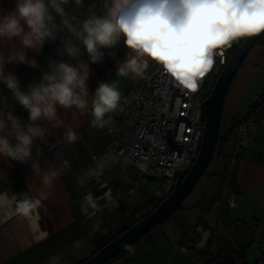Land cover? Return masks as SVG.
Returning <instances> with one entry per match:
<instances>
[{"label": "crops", "instance_id": "crops-1", "mask_svg": "<svg viewBox=\"0 0 264 264\" xmlns=\"http://www.w3.org/2000/svg\"><path fill=\"white\" fill-rule=\"evenodd\" d=\"M155 2L165 3L166 11L174 15L171 0ZM102 3L103 0H83L80 7L70 3L66 12L83 20L88 15V5L94 6L92 10L97 15L102 14ZM14 6L15 0H0V15L12 11ZM174 18L179 17L174 15ZM245 36L229 41L237 46ZM67 38V32H58L39 52L26 49V59H35L38 67L6 63L5 74H14L20 89L27 91L29 85L40 81L42 72L49 71L50 60L74 64L75 60L62 50V41ZM19 47L18 39L0 41V52L5 55L10 49ZM101 51L104 53L102 60L89 64L88 110L81 112L57 106L58 116L77 133L76 141L67 142L64 129L54 128L43 120L37 122L49 129L44 142L37 140L35 145L40 148L36 158L42 171L58 170L53 186L44 187L41 175H33L31 162L0 158V196L7 197V202L0 206V264H80L103 244L94 239L95 235H89L85 214L78 204L87 178L97 175L112 161L104 155L111 139L100 141L104 136L110 138L109 134L91 124V95L100 82L115 81L122 97L155 59L150 55L138 56L140 73L121 76L119 69L126 67L125 61L135 53L125 47L123 38L114 47ZM80 59L88 62L86 54ZM255 95L264 96V35L249 51L232 79L223 104L220 136L228 134L238 118L248 113ZM259 108L264 112V103ZM0 110H10L22 124L27 122V111L12 98L3 83H0ZM88 128L94 130L93 138L85 137ZM254 134L257 138L263 137L264 125ZM33 156H36L35 147ZM220 169V162L212 157L206 172L180 208L162 222L148 240H141L131 247L132 251L126 250L110 264H202L200 251L195 249L201 240L197 227L211 233L207 253L229 259L226 264H264V149L254 143L241 150L233 185L227 190L234 195L233 206L221 198ZM42 192L49 195L28 217L11 207L14 195L39 198Z\"/></svg>", "mask_w": 264, "mask_h": 264}, {"label": "clouds", "instance_id": "clouds-1", "mask_svg": "<svg viewBox=\"0 0 264 264\" xmlns=\"http://www.w3.org/2000/svg\"><path fill=\"white\" fill-rule=\"evenodd\" d=\"M70 3L80 7L83 0H15L14 9L0 15V41L18 39L19 48H12L5 55L0 52V83L12 94V98L28 113L27 122L21 123L10 110H0V158L20 163L31 162L33 175H41L45 188H51L58 170L42 171L40 148L35 141L44 142L49 129L38 121H46L54 128L64 129L67 142L77 139V133L58 116L57 106L62 109L89 108V64L102 60L101 49H110L123 38L132 55L119 69L121 76L141 71L137 57L150 55L168 64L177 72L187 74L190 83L196 84V68L213 60V48L219 39L251 35L243 29L253 17L264 26V4L256 0H177L179 18L166 11V4L155 0H103V12L97 15L93 5H88V15L79 20L66 12ZM59 17V22H56ZM58 32H67L69 38L62 41V50L75 63L48 62L49 71L42 72L40 81L22 91L17 77L5 74L6 63H22L38 67L35 59H26V49L39 52L44 43L56 38ZM135 33V35H134ZM83 50V51H82ZM88 56V62L80 59ZM146 66V65H145ZM121 102V93L115 81L100 82L91 95V124L103 128L107 114L114 112ZM35 154L33 156V148ZM49 193L39 198L21 194L16 211L26 217L41 205ZM92 209L97 208L93 197H86ZM7 202L0 196V206ZM129 251L131 246L123 245Z\"/></svg>", "mask_w": 264, "mask_h": 264}, {"label": "built area", "instance_id": "built-area-1", "mask_svg": "<svg viewBox=\"0 0 264 264\" xmlns=\"http://www.w3.org/2000/svg\"><path fill=\"white\" fill-rule=\"evenodd\" d=\"M171 1L173 13L179 17L177 0ZM235 46L228 40L213 48V63L203 76L197 73L195 89L184 84L181 77L187 74L174 73L166 63L155 59L121 97L117 109L105 117L104 126L111 138L106 154L116 163H128L156 178L158 187L146 190L157 203L173 188L177 172L185 173L196 158L204 126L200 104ZM263 103L264 96L255 95L252 108L238 118L228 134L219 136L215 146L213 157L221 164V198L229 206L235 204L234 195L227 190L233 185L241 150L254 143L264 149V136L257 138L254 134L264 125V112L259 108ZM112 199L119 205L124 197L116 194ZM88 233L95 235L92 229ZM195 249L199 251L197 246Z\"/></svg>", "mask_w": 264, "mask_h": 264}, {"label": "water", "instance_id": "water-1", "mask_svg": "<svg viewBox=\"0 0 264 264\" xmlns=\"http://www.w3.org/2000/svg\"><path fill=\"white\" fill-rule=\"evenodd\" d=\"M263 35L264 31L246 35L242 39L222 67L210 92L202 100L200 114L204 118L203 132L198 153L190 168L185 173L183 171L177 172L173 188L153 209L110 239L80 264L107 263L115 255L126 249L123 245L130 246L145 233L163 222L191 193L212 160L220 135L223 104L232 79L249 51L261 40ZM16 197L19 200L21 194H17ZM11 207L14 210L17 208L15 197L11 200ZM196 232L201 236V240L197 243L199 251H206L211 241L210 231L203 227H197Z\"/></svg>", "mask_w": 264, "mask_h": 264}, {"label": "rangeland", "instance_id": "rangeland-1", "mask_svg": "<svg viewBox=\"0 0 264 264\" xmlns=\"http://www.w3.org/2000/svg\"><path fill=\"white\" fill-rule=\"evenodd\" d=\"M103 131H106L105 126ZM84 135L93 138L94 130L88 128ZM110 139L108 136H104L100 141L106 142ZM89 147L92 148V146ZM93 161L92 159L91 162ZM122 178H127L130 183H125ZM158 183L156 178L140 173L131 165L119 164L114 161L100 170L97 175L88 177L83 185V193L78 204L81 206L86 201V195L91 194L93 200L99 205L92 210L95 212L94 215L89 217L88 214H85L86 224L95 233L94 239L99 243L108 241L123 228L130 225L133 220L151 210L157 202L151 198L152 194L147 190L157 188ZM107 192H110L112 196L116 193L125 195V202H121L119 205L112 203L104 206L106 197L102 195Z\"/></svg>", "mask_w": 264, "mask_h": 264}, {"label": "snow or ice", "instance_id": "snow-or-ice-1", "mask_svg": "<svg viewBox=\"0 0 264 264\" xmlns=\"http://www.w3.org/2000/svg\"><path fill=\"white\" fill-rule=\"evenodd\" d=\"M257 3H260V4H264V0H256ZM244 31H247V32H251L252 34H257V33H260L262 31H264V26H261L259 24V20H258V17H253L249 23L246 25V27L243 29ZM135 35V33H134ZM227 38V34L222 37L221 39H219V41L217 43H222L224 41V39ZM160 59L167 64V66L173 70V72L175 73L176 71L168 64L167 60L164 58V57H160ZM213 63V60L205 65L204 63H201L200 65L197 66L196 68V71L197 73L200 75V76H203L204 75V71L205 69L210 66L211 64ZM184 84L186 85V87L190 88V89H195L197 87L196 84H193V83H190V77L188 75L186 76H182L181 77Z\"/></svg>", "mask_w": 264, "mask_h": 264}, {"label": "trees", "instance_id": "trees-1", "mask_svg": "<svg viewBox=\"0 0 264 264\" xmlns=\"http://www.w3.org/2000/svg\"><path fill=\"white\" fill-rule=\"evenodd\" d=\"M244 38V37H243ZM237 47V46H236ZM235 47V48H236ZM235 48L233 49V51L235 50ZM230 87V86H229ZM229 89V88H228ZM228 91V90H227ZM227 94V93H226ZM222 112H223V110H222ZM220 136V135H219ZM206 172V171H205ZM204 172V173H205ZM159 203V202H158ZM157 205V204H156ZM155 205V206H156ZM181 205V204H180ZM180 205L177 207V209H175V211L170 215V216H172L179 208H180ZM154 206V207H155ZM153 207V208H154ZM152 208V209H153ZM149 212V211H148ZM147 212V213H148ZM146 214V213H145ZM144 214V215H145ZM143 216V215H142ZM141 216V217H142ZM170 216H168L166 219H168ZM165 219V220H166ZM164 220V221H165ZM137 221V219H135V220H133L132 222H131V224L130 225H132L133 223H135ZM163 221V222H164ZM162 223V222H161ZM160 223V224H161ZM159 224V225H160ZM130 225H128V226H126L125 228H123L121 231H119L117 234H115L113 237H115V236H117L118 234H120L122 231H124L127 227H129ZM159 225H157V226H155L153 229H151L150 231H148L147 233H145L143 236H141L138 240H136L134 243H132L130 246L132 247V246H134V245H136V244H138L141 240H145V239H149L150 238V235L152 234V232L153 231H155V229L159 226ZM112 237V238H113ZM112 238H110V239H112ZM109 239V240H110ZM108 240V241H109ZM108 241H106V242H104L100 247H102L105 243H107ZM99 247V248H100ZM98 248V249H99ZM126 250H128V249H125V250H123V251H121L119 254H117V255H115L113 258H111L107 263H105V264H110L115 258H117L121 253H123V252H125ZM200 253V256L202 257V264H226L228 261H230L229 259H224V258H222V257H219V256H213V255H211V254H209V253H207V250L206 251H200L199 252Z\"/></svg>", "mask_w": 264, "mask_h": 264}, {"label": "bare ground", "instance_id": "bare-ground-1", "mask_svg": "<svg viewBox=\"0 0 264 264\" xmlns=\"http://www.w3.org/2000/svg\"><path fill=\"white\" fill-rule=\"evenodd\" d=\"M104 155H107V157H108V158L110 157V159L113 161V159L111 158V155H110L109 153L104 154ZM112 161H111V162H112ZM2 196H6V195H2ZM102 196H103V197H104V196L106 197V203L104 204V206H108V205H110V204L113 203L112 195L110 194V192H107L106 194H103ZM86 197H88V196L86 195ZM93 202H95V201L93 200ZM95 203H96V202H95ZM96 204H97V203H96ZM97 205H98V204H97ZM97 207H99V205H98ZM80 208H81V211H82L84 214H88L89 217L95 214V212L92 211L93 209L89 206L87 200L84 201V202L81 204V207H80Z\"/></svg>", "mask_w": 264, "mask_h": 264}]
</instances>
